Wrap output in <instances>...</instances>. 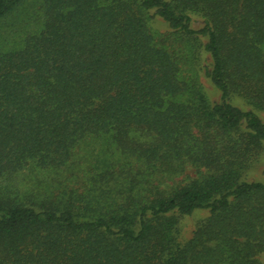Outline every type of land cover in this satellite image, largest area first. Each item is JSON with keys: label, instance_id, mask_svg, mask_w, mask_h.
<instances>
[{"label": "trees", "instance_id": "1", "mask_svg": "<svg viewBox=\"0 0 264 264\" xmlns=\"http://www.w3.org/2000/svg\"><path fill=\"white\" fill-rule=\"evenodd\" d=\"M261 114L264 0H0V264H264Z\"/></svg>", "mask_w": 264, "mask_h": 264}, {"label": "rangeland", "instance_id": "2", "mask_svg": "<svg viewBox=\"0 0 264 264\" xmlns=\"http://www.w3.org/2000/svg\"><path fill=\"white\" fill-rule=\"evenodd\" d=\"M153 26H154V28L158 31V32H164V31H166V25H164L162 22H159V21H154L153 22ZM195 26L196 27H198L199 25L198 24H195ZM155 30V31H156ZM156 31V32H157ZM157 32V33H158ZM201 76H200V78H199V82L201 83V85H202V87H203V89L205 90V92H206V95L212 100V101H219V99H220V94L218 93V91H216L213 87H212V85L210 84V82H209V80L208 79H206V77L204 76V73L202 72L201 74H200ZM261 119L262 120H264V115L263 114H261ZM96 146H100V148H101V145L99 144V145H96ZM82 155L83 156H86V154L84 153V152H82ZM190 173V172H189ZM257 174H258V176H260V170L257 172ZM38 175V174H37ZM190 175H192V174H190ZM27 178H28V181L31 183V181H30V176H26ZM38 177L39 178H41V179H47L48 177H45V176H43V174H39L38 175ZM79 177H81V176H79ZM27 180V179H26ZM206 215V213H204V212H201L200 214H198V215H196V216H194V219H199V218H203L204 216ZM194 219H187V220H185L184 221V224H185V226H187V227H190L191 226V224L193 223V220ZM264 261V260H263Z\"/></svg>", "mask_w": 264, "mask_h": 264}]
</instances>
